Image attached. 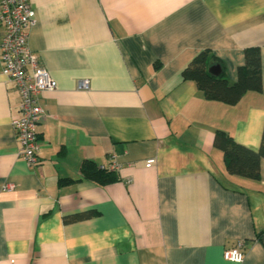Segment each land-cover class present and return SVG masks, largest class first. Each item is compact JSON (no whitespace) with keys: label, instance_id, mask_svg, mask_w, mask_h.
Here are the masks:
<instances>
[{"label":"crops","instance_id":"1","mask_svg":"<svg viewBox=\"0 0 264 264\" xmlns=\"http://www.w3.org/2000/svg\"><path fill=\"white\" fill-rule=\"evenodd\" d=\"M29 1L27 45L56 88L39 94L32 167L11 125L18 93L0 73V264H264V159L258 179L232 175L213 146L223 131L259 149L264 0ZM248 47L261 90L233 105L181 76L208 50L233 84ZM85 160L115 163L117 180L83 179ZM239 241L243 260H225Z\"/></svg>","mask_w":264,"mask_h":264},{"label":"built area","instance_id":"2","mask_svg":"<svg viewBox=\"0 0 264 264\" xmlns=\"http://www.w3.org/2000/svg\"><path fill=\"white\" fill-rule=\"evenodd\" d=\"M35 10L29 0H0V23L3 34L0 40V73L12 82L19 96L18 115L11 119L12 129L18 143V155L32 167L38 157L37 126L43 116L39 104V94L56 88V82L43 68L37 56L29 49L27 38L35 24ZM86 81H80L79 88L87 89ZM153 159L146 161L149 167ZM118 166L108 167L116 171ZM12 185L3 187L11 190ZM244 243L239 241L234 247L223 252L227 261L239 263L244 258Z\"/></svg>","mask_w":264,"mask_h":264},{"label":"trees","instance_id":"3","mask_svg":"<svg viewBox=\"0 0 264 264\" xmlns=\"http://www.w3.org/2000/svg\"><path fill=\"white\" fill-rule=\"evenodd\" d=\"M217 67V72L212 68ZM183 79L193 80L208 100L220 101L233 105L239 101L247 91L261 90L260 56L257 47L244 49V63L237 70V79L229 84L222 63L208 50L198 52L188 65L182 70ZM213 146L223 153V162L226 171L249 179H258L260 174V160L264 159V124L261 134L260 146L252 151L224 133L217 131L213 137ZM83 179L94 181L100 185L117 180L113 171L98 167L92 161L85 160L80 165ZM61 184V182H59ZM93 211L74 214L71 220H80L93 215ZM65 221H67L65 219ZM264 236V231L259 234Z\"/></svg>","mask_w":264,"mask_h":264},{"label":"water","instance_id":"4","mask_svg":"<svg viewBox=\"0 0 264 264\" xmlns=\"http://www.w3.org/2000/svg\"><path fill=\"white\" fill-rule=\"evenodd\" d=\"M211 70H212V72L216 73L217 72V67L212 68Z\"/></svg>","mask_w":264,"mask_h":264}]
</instances>
